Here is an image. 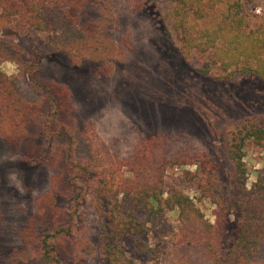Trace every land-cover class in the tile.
Listing matches in <instances>:
<instances>
[{
	"label": "rangeland",
	"instance_id": "obj_1",
	"mask_svg": "<svg viewBox=\"0 0 264 264\" xmlns=\"http://www.w3.org/2000/svg\"><path fill=\"white\" fill-rule=\"evenodd\" d=\"M50 4L33 12L49 10L54 31L0 3V73L15 105L33 110L17 136H0V264H108V211L135 192H181L215 223L218 205L201 190L220 191L229 246L235 189L264 176V80L218 64L203 73V58L182 57L167 32L169 0ZM177 225L166 211L119 244L133 264H166L145 250H165ZM46 237L55 263L41 258Z\"/></svg>",
	"mask_w": 264,
	"mask_h": 264
},
{
	"label": "trees",
	"instance_id": "obj_2",
	"mask_svg": "<svg viewBox=\"0 0 264 264\" xmlns=\"http://www.w3.org/2000/svg\"><path fill=\"white\" fill-rule=\"evenodd\" d=\"M5 1L4 4L0 2L4 9L11 7L31 26L54 31L53 22L50 24L53 19L50 11L40 14L34 13L33 9L39 6L40 11L48 9L52 5L50 3H57V0ZM169 1L167 32L182 57L203 58L199 67L203 73L210 72L212 65L218 64L227 75H255L264 80V0ZM11 83V79L0 73V136L4 138L17 136L22 131V125H26L25 119L33 113L26 104L19 108L15 105L16 100L8 90ZM3 121L7 128H1ZM259 137L264 138V132ZM236 163L243 175V162L237 160ZM240 183L234 195L238 218L229 246L226 247L225 239L229 209L220 191L213 188H206L205 192L201 190L202 196L214 199L218 205L215 215L221 218H216L215 223L202 220L194 201L181 192L171 191L166 198L157 191L143 195L135 192L132 198L126 200L125 206L114 205L108 211L110 216L106 223L109 229L105 231L108 264H133V260L124 255L119 242L126 236L155 227L166 211H175L177 232L171 234L172 241L165 250L157 246L145 250L154 252V256L164 253L166 264H257L264 241V176L258 174L250 188L245 187L243 178ZM121 193L128 197L133 195L130 192ZM83 195L84 190L79 188L76 191L79 202ZM140 195L145 202L133 203V199ZM143 217L148 224L140 221ZM196 218L201 220L196 221ZM192 223L193 228L190 227ZM40 251L43 260L49 263L58 261L54 256L55 245L47 237Z\"/></svg>",
	"mask_w": 264,
	"mask_h": 264
},
{
	"label": "clouds",
	"instance_id": "obj_3",
	"mask_svg": "<svg viewBox=\"0 0 264 264\" xmlns=\"http://www.w3.org/2000/svg\"><path fill=\"white\" fill-rule=\"evenodd\" d=\"M12 179H16V176L14 173L10 174Z\"/></svg>",
	"mask_w": 264,
	"mask_h": 264
}]
</instances>
